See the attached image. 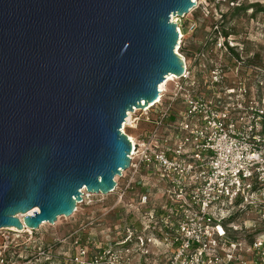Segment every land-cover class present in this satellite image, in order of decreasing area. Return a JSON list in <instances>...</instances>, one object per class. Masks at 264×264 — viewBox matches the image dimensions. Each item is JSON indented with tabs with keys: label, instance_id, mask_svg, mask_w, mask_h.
<instances>
[{
	"label": "water",
	"instance_id": "obj_1",
	"mask_svg": "<svg viewBox=\"0 0 264 264\" xmlns=\"http://www.w3.org/2000/svg\"><path fill=\"white\" fill-rule=\"evenodd\" d=\"M196 0H0V228L71 216L130 168L128 111L181 76ZM31 213V214H30Z\"/></svg>",
	"mask_w": 264,
	"mask_h": 264
},
{
	"label": "built area",
	"instance_id": "obj_2",
	"mask_svg": "<svg viewBox=\"0 0 264 264\" xmlns=\"http://www.w3.org/2000/svg\"><path fill=\"white\" fill-rule=\"evenodd\" d=\"M224 1L230 8L244 3ZM172 20L180 33L177 19ZM183 38L180 33L181 56ZM219 47L226 51L230 65L224 60L213 62L203 48L191 59L205 67L196 77L184 56L185 72L167 79L163 89L159 86L155 102L127 113L129 120L122 130L130 139L127 127L137 128L144 121L150 129L132 141L129 173L121 175L128 177L127 184L122 190L116 181L114 191L122 190L123 196L134 184L147 185L153 175L163 183L166 199L154 203L148 192L141 195L139 205H150L144 213L136 210L137 217L121 242L95 251L74 237L73 252H65L63 264H264V230L253 234L257 225L264 228V207L249 210L260 223L250 220L246 225L244 219L242 227L234 220L240 210L264 204V199L253 200L264 198V67L250 64L241 55L244 48L233 39ZM137 223L140 229L134 226ZM231 230L237 234L231 235ZM133 239L137 248L116 246ZM149 246L165 248L166 259L154 255ZM51 247L41 252L46 259L52 257ZM55 261L49 264L61 263Z\"/></svg>",
	"mask_w": 264,
	"mask_h": 264
},
{
	"label": "rangeland",
	"instance_id": "obj_3",
	"mask_svg": "<svg viewBox=\"0 0 264 264\" xmlns=\"http://www.w3.org/2000/svg\"><path fill=\"white\" fill-rule=\"evenodd\" d=\"M196 5L184 16L174 15L177 19L184 38L181 44V53L186 57L187 63H191L193 74L201 77L205 67L202 62H192L196 55L203 48L207 50V54L212 58L213 62H224L230 65L226 51L219 47V43L224 40L233 39L240 43L244 48L241 55L254 65L264 67V11L248 9L246 12L235 13L228 3L224 0H198ZM246 5L259 2L262 6L264 0H244ZM262 9V8H260ZM172 18V19H173ZM176 22V21H175ZM218 26V29L214 27ZM208 40V44L203 47ZM178 44L175 49H177ZM202 64V65H201ZM208 61L206 65H210ZM231 77L229 74L228 78ZM149 126L144 121L137 128H126V133L131 134L134 138L141 139L143 133L148 130ZM150 129V128H149ZM127 176L129 170H126ZM145 170L142 172L143 177L147 176ZM116 181L120 182L122 190L127 184L128 177L115 176ZM149 183L145 186L132 184L133 188H128L123 196L122 190L112 191V193L104 195L101 193H90L83 196V200L79 201L75 212L71 216H61L56 223L49 222L41 225L39 229L19 230L16 227L0 228V264H49L50 261H58L63 258L65 252H73L71 249V241L74 237H79L89 248L97 251L98 247L106 244H114L123 241L128 235L125 229L131 227L138 213L146 210L145 206L139 205L140 196L148 192V198L156 203L166 199L162 187L163 183L156 181L155 176L151 175ZM87 190V189H86ZM264 199L260 195L255 196L253 200ZM257 204V203H254ZM248 206V205H247ZM141 207V208H140ZM264 204L256 207H246L237 214L234 219L244 227V219L247 220L246 225L251 221L259 222L258 215L249 210H260ZM249 208V209H248ZM122 217V219H121ZM127 221L126 225L121 224ZM250 222H249V221ZM232 220L228 222H232ZM254 224V222H252ZM140 229V223L134 225ZM230 224L226 226L227 230ZM252 228V227H251ZM15 231H14V230ZM264 230L258 227L257 231L253 230V234H260ZM231 235L237 232L230 231ZM117 244V247L137 248L133 243ZM52 245V259L41 252L44 248ZM150 247V246H149ZM154 255L160 254L162 259H166L165 248L158 250L156 247H150ZM163 252V253H162ZM137 259H133L136 261ZM64 262L57 264H63ZM134 263V262H133ZM56 264V263H55Z\"/></svg>",
	"mask_w": 264,
	"mask_h": 264
},
{
	"label": "trees",
	"instance_id": "obj_4",
	"mask_svg": "<svg viewBox=\"0 0 264 264\" xmlns=\"http://www.w3.org/2000/svg\"><path fill=\"white\" fill-rule=\"evenodd\" d=\"M262 8V9H260ZM248 9H253L254 10H262L264 11V5L262 6L259 2H254L252 4H249V5H246L245 3H241L240 5H238L237 7H234L232 8V10L235 12V13H238V12H246ZM233 54H237L235 49H231ZM238 55V54H237Z\"/></svg>",
	"mask_w": 264,
	"mask_h": 264
},
{
	"label": "bare ground",
	"instance_id": "obj_5",
	"mask_svg": "<svg viewBox=\"0 0 264 264\" xmlns=\"http://www.w3.org/2000/svg\"><path fill=\"white\" fill-rule=\"evenodd\" d=\"M196 1H198V0H196ZM173 16H174V15H173ZM173 16H172V17H173ZM180 33H182V32H181V29H180ZM182 34H183V33H182ZM178 44H180V41L178 42ZM176 50H177V49H176ZM178 52H180V51L178 50ZM182 56H183V58H184V55H182ZM185 60H186V58H185ZM174 77H175L174 75H168V76L165 78V80L162 82V84L160 85L161 89H163L164 85L167 84V83L165 82L167 79L174 78ZM128 120H129V119H126V122H125V124L123 125V127H125V126L127 125ZM123 130H124V129H123ZM130 137H131L132 141H135V138H134L132 135H130ZM83 192H84V194H86V193L89 194L88 191H83ZM87 194H86V195H87ZM30 214H31V213H30ZM42 225H45V224H42ZM26 229H29V228H26V227H25L24 229H21V230L23 231V230H26ZM13 230H14V229H13ZM29 230H30V229H29ZM14 231H15V230H14Z\"/></svg>",
	"mask_w": 264,
	"mask_h": 264
},
{
	"label": "crops",
	"instance_id": "obj_6",
	"mask_svg": "<svg viewBox=\"0 0 264 264\" xmlns=\"http://www.w3.org/2000/svg\"><path fill=\"white\" fill-rule=\"evenodd\" d=\"M121 219H122V217H121ZM123 222L121 223V224H124V225H126V223H127V221H125L124 220V218H123V220H122Z\"/></svg>",
	"mask_w": 264,
	"mask_h": 264
}]
</instances>
